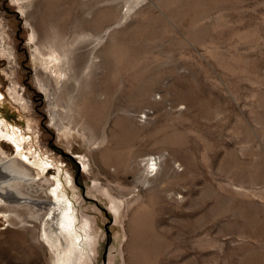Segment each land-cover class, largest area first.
Returning <instances> with one entry per match:
<instances>
[{
	"label": "rangeland",
	"instance_id": "1",
	"mask_svg": "<svg viewBox=\"0 0 264 264\" xmlns=\"http://www.w3.org/2000/svg\"><path fill=\"white\" fill-rule=\"evenodd\" d=\"M24 1L0 0V132L64 167L67 188L30 168L23 192L62 181L86 264H264V0ZM52 39L72 63L59 84L33 55ZM7 210L0 264H52L44 214Z\"/></svg>",
	"mask_w": 264,
	"mask_h": 264
},
{
	"label": "bare ground",
	"instance_id": "2",
	"mask_svg": "<svg viewBox=\"0 0 264 264\" xmlns=\"http://www.w3.org/2000/svg\"><path fill=\"white\" fill-rule=\"evenodd\" d=\"M11 2L19 9L20 15L26 16V2L24 0H11ZM29 40L32 44L36 40L34 33L30 35ZM3 49L6 50L4 46ZM67 49L68 45H66V42L58 43L53 39L49 40L44 47H41L40 44L38 46L35 44L33 55L37 57L43 70L54 74L53 80L57 84L60 83L61 77L65 78L66 70L69 69L72 64L70 61V53L66 51ZM42 84L41 89L45 93L48 92V85L45 84V82ZM51 105H53L52 107H54L53 109L55 110L54 103H51ZM54 110L51 114L52 121L56 120L58 117L57 112ZM54 125L56 128L58 127V131L64 130L60 122L57 121ZM3 140L13 143L15 146L14 150L17 154L16 157L17 159L19 158V161L15 159L16 161L12 160L5 164L1 163V158L4 153L1 149ZM24 140L25 138L19 135L17 131H10L8 129L4 133L0 132V209L6 208L8 212L12 213V211H16L21 207H33L38 215L43 213L44 215L41 218L40 238L43 243L46 244L48 250L51 251L52 255L56 257L52 264H85L84 258L88 250L85 246H88L87 241L90 235L88 233V225L86 221L81 225H77L76 207L69 198L73 208V217L75 218L73 222L72 213H70V201L68 199L66 201L64 200L61 190L63 186L62 181L59 179L47 181L50 183V188L47 193L49 201H34L30 195H28L29 193H35L32 188L35 187L36 183L34 177L30 175L29 169L31 168L36 171V177L45 176L47 165L41 158H36L30 151H28V153L23 152ZM82 165L83 170L86 171V164L82 162ZM26 166H29V168ZM146 166L148 169L155 170L157 162L155 159H150L147 161ZM56 168L57 174V170L60 167L56 166ZM63 173H60V177H62L64 182L65 173ZM67 176L69 177V175ZM66 184L68 183L64 184L65 188H67ZM24 189L28 194L23 192ZM113 203V208L115 209L120 206L118 201H113ZM116 203L119 206H117ZM31 216H34V214ZM67 238L68 240H66Z\"/></svg>",
	"mask_w": 264,
	"mask_h": 264
},
{
	"label": "water",
	"instance_id": "3",
	"mask_svg": "<svg viewBox=\"0 0 264 264\" xmlns=\"http://www.w3.org/2000/svg\"><path fill=\"white\" fill-rule=\"evenodd\" d=\"M87 250V249H86ZM88 255V253H86ZM85 259V258H84ZM104 260V259H103ZM85 264H86V259H85Z\"/></svg>",
	"mask_w": 264,
	"mask_h": 264
}]
</instances>
